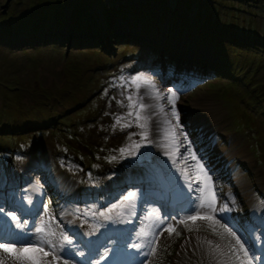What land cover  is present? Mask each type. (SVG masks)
<instances>
[{
  "label": "rangeland",
  "instance_id": "rangeland-1",
  "mask_svg": "<svg viewBox=\"0 0 264 264\" xmlns=\"http://www.w3.org/2000/svg\"><path fill=\"white\" fill-rule=\"evenodd\" d=\"M70 30L89 39L69 45ZM175 186L184 202L156 199ZM209 194L215 213L199 208ZM0 207L24 223H2L0 243L52 256L37 244L41 222L53 243L73 241L55 264H96L146 225L155 254L123 264H239L221 224L264 264V0H0ZM197 211L220 224L180 223ZM80 223L100 233L87 241Z\"/></svg>",
  "mask_w": 264,
  "mask_h": 264
},
{
  "label": "snow or ice",
  "instance_id": "snow-or-ice-1",
  "mask_svg": "<svg viewBox=\"0 0 264 264\" xmlns=\"http://www.w3.org/2000/svg\"><path fill=\"white\" fill-rule=\"evenodd\" d=\"M173 97L175 96V93L172 94ZM129 99L131 100V97H129ZM169 103L174 104V99H169ZM145 106L143 104L139 105L140 109H143ZM162 110V109H161ZM129 115H132V113H129ZM172 115L177 119V122L179 121V116L176 113L175 109L173 108L172 111ZM136 118L137 120L141 119L140 113L137 112L136 113ZM117 123H119V119L117 120ZM128 126V125H125ZM140 127H144L145 125L141 124L139 125ZM142 138L146 139L147 138V133H143L142 134ZM185 141H187V136L185 135L184 137ZM172 144L175 145L177 143L176 137H175V133H172ZM136 147H139V145H136ZM121 153L123 154L125 151H128V149H121L120 150ZM189 152H191L190 149V142H189ZM191 155L193 156V158L195 159V154L191 153ZM113 159H115V157H113ZM186 159V157H185ZM199 163V162H197ZM201 171H203V166H200ZM206 176V173H205ZM210 179V178H208ZM200 191H203V189H200ZM136 197V193L134 192H129L127 194V196L124 197V201L121 202L120 205H116L113 206L115 207H121L124 208L127 205L124 203L125 201H131L132 199H134ZM28 203L31 204L32 201L31 199L28 200ZM208 207L210 209H212V212L215 213L216 209L213 207V204L211 202H209L207 205L203 202V200H201V203L199 205L200 209H203L204 207ZM229 209L227 208V205H225L224 207L220 208L219 211H228ZM109 211H112V209H109ZM4 212V209L2 207H0V213ZM101 215H104V213H101ZM106 219H111L110 216H106ZM197 218L204 220H212L215 222V224H220L219 220H215V216H202L200 214L199 211L196 212V215H192V216H188L187 220H181L180 223L181 224H185L187 226V221H192L193 223L196 222ZM11 220L12 221H18V217L15 214H11ZM26 223V222H25ZM221 228L224 229V231L226 233H228V235H230L231 237H233L235 239V244L234 245H230V253L231 255L235 256L236 259L239 261V264H253V259H255V257L250 256V249L245 247V243L246 241H242L241 238L239 236H237L236 232L232 231L230 228H228L226 225L221 224L220 225ZM16 228L23 230L24 228V223H20L17 222L16 223ZM147 229V230H146ZM170 229V230H169ZM169 229H165L166 231H169V235L172 234V232H175L176 229L175 227L169 226ZM191 230V229H189ZM239 231V229H237ZM35 231L39 234H41V238L38 240L37 244L38 245H45L47 244L50 248L53 249V252L51 253L52 255V259L54 261L59 262L60 261V257L56 254L55 249L57 247H59V249L61 251H63L65 245H72L73 241L71 239H69V237L67 235H62L61 237V241L60 243L57 245L56 243H53V241H51L50 239H47V237L49 236H54L55 235V231L51 230L50 225H48L47 222H41L39 227L35 228ZM213 231H215V229H213ZM177 235H179V233H176ZM138 238H148L150 236L153 235V233L150 230V226L146 225L145 227H142L140 229V231L136 234ZM3 237L0 236V239H2ZM207 243L209 245L212 244V241H207ZM19 244L18 241H8V242H2L0 243V249H3V251L5 253L8 254H12L15 256V258L18 261H29L30 264H39V262L37 261V259L34 256L28 255V253L31 252H37V251H44L42 247H35V248H27V247H22V246H10V245H17ZM132 247L136 248L137 250H140L143 245L141 243H133L131 245ZM238 246V247H237ZM220 245H216L215 249H213L214 251L216 249H219ZM155 248L153 249V254H155ZM242 253V255H241ZM50 253L47 251H44V255L48 256ZM81 255H83V253H81ZM106 255V254H105ZM0 264H3V261H0ZM64 264H67V261H64Z\"/></svg>",
  "mask_w": 264,
  "mask_h": 264
},
{
  "label": "bare ground",
  "instance_id": "bare-ground-1",
  "mask_svg": "<svg viewBox=\"0 0 264 264\" xmlns=\"http://www.w3.org/2000/svg\"><path fill=\"white\" fill-rule=\"evenodd\" d=\"M182 50H184V49H182ZM167 88L168 87H165V91L167 90ZM169 91H167V92H164V93H168ZM208 108V107H207ZM196 118V117H195ZM195 120V119H194ZM151 178V177H150ZM150 182V181H149ZM162 184H163V182H162ZM165 184V183H164ZM149 189V188H148ZM157 192V191H156ZM159 192V191H158ZM210 192V191H209ZM155 193V192H154ZM205 204L207 205L209 202H211V203H213V196H212V194L210 195H206V198H205ZM27 207H25V209H26ZM206 209L207 210H211L210 208H208L207 206H206ZM156 210V209H155ZM204 210V209H203ZM153 211V210H152ZM154 214H156V213H154ZM1 218H4L3 216H0V219ZM122 218V217H121ZM2 220V219H1ZM81 224V227H80V229L82 230L81 232H82V234H85L86 236H94L95 234H93V232H96V231H98L97 229H95V230H93V228L90 226V225H86V224H83L82 225V223H80ZM29 226H30V224H29ZM126 227V226H125ZM1 228V227H0ZM2 229V228H1ZM12 229L13 230H16V231H18V232H20V231H22L21 229H18V228H16V224L15 223H12ZM70 230V229H69ZM3 231H5L6 232V230H3ZM15 232V231H14ZM147 239L148 238H137V240H138V243H141L142 245H143V247L139 250V253L137 254L138 255V257L139 258H141V259H139V263H141L143 260H144V258L146 257V256H148L149 255V253L150 254H152V250H153V248L151 249V247H150V245H149V242L147 241ZM149 240V239H148ZM19 242V241H18ZM26 242V241H25ZM23 242L22 241H20L19 242V244H22ZM264 245V244H263ZM22 247H27V248H35L36 246H32V245H25V246H22ZM153 247V246H152ZM44 251H46V249L44 248L43 249ZM56 250V249H55ZM149 250H151V251H149ZM44 251H37V252H31V253H28V255H31V256H34L36 259H37V261L39 262V264H55V262L56 261H54L53 259H52V256H45L44 255ZM115 251H117V248H113L110 252H115ZM10 255H12V254H8V256H10ZM136 255V256H137ZM12 256H14V255H12ZM102 255H100V257H101ZM135 256V257H136ZM3 258V257H2ZM6 259V258H5ZM152 261V260H151ZM11 262H12V260H11ZM20 263V261H18L16 258H15V256H14V259H13V264H19ZM22 264H30V262L29 261H22L21 262ZM118 263H121V262H119L118 261ZM146 264H149V261H146L145 262ZM144 263V264H145ZM4 264V263H3ZM6 264V263H5Z\"/></svg>",
  "mask_w": 264,
  "mask_h": 264
},
{
  "label": "trees",
  "instance_id": "trees-1",
  "mask_svg": "<svg viewBox=\"0 0 264 264\" xmlns=\"http://www.w3.org/2000/svg\"><path fill=\"white\" fill-rule=\"evenodd\" d=\"M82 19V18H81ZM183 19H185V18H183ZM182 19V23H180L181 24V26H184L185 25V20H183ZM23 20V22H21V24H29V23H33V24H36L37 22H36V20L32 17V16H30V17H27V18H24V19H22ZM20 23V22H19ZM125 26V25H124ZM79 29V28H78ZM80 30V29H79ZM109 30V31H108ZM71 32H72V37L70 36V37H68V38H70V39H68L69 41H68V44L70 45V44H80V43H82V42H84V41H86V40H88L89 38L88 37H85L84 35H86V34H84L86 31H81V32H79V31H75V30H70ZM107 31L109 32V33H112L113 34V32L111 31V29H107ZM79 35H81V36H79ZM118 37L117 38H119V39H121V40H124L125 38H127V37H125V36H120V35H117ZM86 38V39H85ZM217 38L218 37H209V39L208 40H214L215 42H222V41H218L217 40Z\"/></svg>",
  "mask_w": 264,
  "mask_h": 264
},
{
  "label": "water",
  "instance_id": "water-1",
  "mask_svg": "<svg viewBox=\"0 0 264 264\" xmlns=\"http://www.w3.org/2000/svg\"><path fill=\"white\" fill-rule=\"evenodd\" d=\"M156 198L162 199L163 201L166 200L167 202L169 201V203H172V204H176L181 200L179 195L178 194L176 195V191H174L173 188H171L169 195H166V193L162 191V188H161V193H158L156 195Z\"/></svg>",
  "mask_w": 264,
  "mask_h": 264
}]
</instances>
